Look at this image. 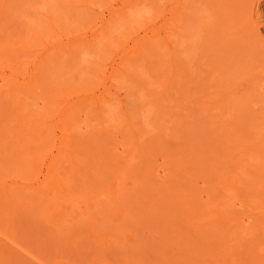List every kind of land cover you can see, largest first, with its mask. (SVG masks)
I'll list each match as a JSON object with an SVG mask.
<instances>
[{"label": "rangeland", "instance_id": "1", "mask_svg": "<svg viewBox=\"0 0 264 264\" xmlns=\"http://www.w3.org/2000/svg\"><path fill=\"white\" fill-rule=\"evenodd\" d=\"M11 85L33 119L16 107L6 124L23 140L44 136L25 142L41 149L35 176L59 141L78 150L81 130L83 209L119 187L117 211H128L118 222L97 203L102 222L83 217L75 230L83 248L59 231L61 242L42 253L51 262L144 264L152 257L144 243L176 239L177 252L163 253L170 264H264V0H0V111L12 108ZM199 223L213 234L189 242ZM26 236L18 244L31 250ZM6 241L18 263L41 264Z\"/></svg>", "mask_w": 264, "mask_h": 264}, {"label": "bare ground", "instance_id": "2", "mask_svg": "<svg viewBox=\"0 0 264 264\" xmlns=\"http://www.w3.org/2000/svg\"><path fill=\"white\" fill-rule=\"evenodd\" d=\"M5 11H7V10L5 9ZM130 11H134V10L130 9ZM48 64H49V62H48ZM38 65H39V62H38ZM39 66H37V67H39ZM41 66L42 67L44 66V67L39 68V69L42 68L41 70H38V71H40V75L43 74V72H45V70L47 68L46 65L41 64ZM45 66H46V68H45ZM43 69H45V70H43ZM121 69H123V68H121ZM24 84H26V83H24ZM28 84H30V82ZM2 86H3V83H2ZM11 86L12 87L7 86V88H5L6 89L5 91H6V94L8 92H10L9 96H11L10 98L12 101L9 99L7 104H9L11 102L12 108L11 109L4 108V110L0 111V141H2V142H0V264H25V263H22L23 261H20L18 263L17 261H19V260H16L17 257H15V254H13V250L10 249L11 250L10 251L9 249H6L4 247V244L7 242L6 240H12V242L16 244L17 248L19 245V248L21 247L22 249H25L28 253H30V255H33V257L37 258L38 263L40 261L41 264H68L70 262L68 260L62 258L63 255H61L60 258L56 257L57 260L54 262H51L50 260L54 259L55 255H52V258L49 259L46 256H44L42 253L46 254L51 249L50 247H52L51 243L55 242V240H56V242L57 241L61 242L62 237L66 240L67 244L70 246H75V245L82 246L81 244L83 243V234H82L83 232L82 233L81 232L75 233V230L78 228L81 229V227H83V217H85L84 219H87L86 221L96 220L98 222H102V219H104V218H101V215L99 216L97 214V212L99 211L98 213H101V210L104 209L105 212H108V213L111 210H113L118 222H119V220L125 219V216H126L125 213L128 212L127 209H125L123 207L121 211H117V208H118L117 205L122 201L121 198H118V193H121V192L118 190L119 187H118L117 181L115 182V179H117L118 175H114V177H113L114 182H115L114 186L116 188L118 187L117 192L115 191L112 194L108 193L107 195H105L102 198L101 203H99L101 198H99L100 200L97 202V203H99V207L101 208V206H102L103 209H99L96 201L94 202V200H92L93 197L90 198L92 200L91 203H87V201L85 202L86 206L83 209V190L85 191V189H83V175H84V173H83V133L80 130V132H79L80 140L78 142L79 148L77 147L78 145L76 146L78 148V150L76 148H75V150H73L72 149L73 147L70 148L72 146V144L70 147H68V148H70V150H69L68 148L65 147L66 144L62 145L61 141H59L60 144L57 146L58 153L56 155H53L52 158L46 163L45 172L42 175L43 177L41 179H38L37 178L38 173L36 176H35V174H36V171L39 170V169L37 170L36 167L39 168L37 164L39 161L40 152L38 150H41V149H39L40 147H37L36 143H34V144H31L32 142L28 143V144H26V143L29 140L33 139V141L39 140V142H37V143L41 144L44 136H41L40 133H37V137L34 136L35 134H33V137L26 135L28 137H26V139L23 140L21 138V135H20V138L17 137V135H16L17 131L16 132L13 131L12 128H14V126H12L10 128L9 127L10 125L6 124V120H8L7 118L9 117V116L6 117V114H8V113L10 114V112H9L10 110H13V109L17 110V108H19V109H21V113H25V112H27L26 109L28 110L27 106L30 104L29 103L27 105V102H29V100L26 103H22L20 101H18L19 103L18 102L16 103L15 101H17V97L18 98L21 97V99H22V96L19 97L18 94H21V92H24V90L22 89V91L17 94L18 96H16V95H14V93H17L16 90L19 91L20 86H22V85L20 84L18 86L19 89H16L17 85L16 86L11 85ZM3 88H1V89H3ZM0 92H2V91H0ZM0 95H3V94H0ZM5 96L7 98V95H5ZM0 98H1V96H0ZM2 100L0 99V101H2ZM0 104H2V103H0ZM30 107H31V105H30ZM9 108H10V106H9ZM66 108H68V107H66ZM29 110L31 111V108ZM35 110L37 111L38 109H35ZM62 110H64V109H62ZM16 112L17 111H15V113ZM18 112H20V111H18ZM32 112H29V113H32ZM64 112L65 111H63L62 113H64ZM38 114H39V112L37 113V115ZM40 114H41L40 116H42V113H40ZM4 115L6 118L3 117ZM10 115L12 116V114H10ZM18 115H23V116L25 115V117L27 116L26 120H25V118H22V117H21V119L28 122L27 120L30 117V114H29V117H28V114L26 115V113L25 114H18ZM40 116L38 117L39 121H40ZM31 119H33V118H30L29 122H31V124H32ZM35 119H37V118H35ZM42 119L44 120V118H41V120ZM10 120H12V122H13L14 118H12ZM48 121H50V120H48ZM15 123H16V121H15ZM19 123H21V122H19ZM33 123H35V121H33ZM110 123L112 124V123H114V121L110 122ZM22 124H24V122ZM31 124H29V126L26 125L27 127L25 125L24 126L28 129V127H32ZM108 124H109V120H108ZM111 124H109V125H111ZM11 125H12V123H11ZM42 125L43 124H41V127H43ZM66 125L64 128L62 126V128H63L62 133L63 134H64V132L67 133V131L69 132V130H70L69 125H67L68 127ZM104 125H106V124H104ZM22 127H23V125H22ZM103 127H106V126H103ZM20 131H22V130L20 129ZM24 131H26V130H24ZM28 132L29 131L27 130V133ZM33 132H34V130H33ZM33 132H31V133H33ZM43 132H44V130H43ZM31 133H30V135H32ZM69 135L71 136V133H69ZM14 137H15V139H13ZM40 139H42V141ZM46 140H48V139H46ZM76 143H73V144L76 145ZM46 155H48V154H46ZM41 156H42V154H41ZM44 160L46 161L45 158H44ZM60 162H61V164H60ZM119 165H120L119 167H121L120 163H119ZM4 166L5 167L7 166L6 168L11 172V175L13 176V178L11 176L12 179H10L8 177L9 174L7 175L6 172H5L6 173L5 176H2L3 169L5 168ZM59 166H60V168H62L64 170L59 171L58 170ZM123 166H124V164H123ZM113 167H115V166H113ZM40 169H41V167H40ZM88 170H90V172H92L93 174H96L95 170H92L91 166H88ZM41 171H43V169H41ZM40 174H42V173H40ZM125 184H129V181H126ZM119 197H121V196L119 195ZM87 198H85V199H87ZM223 210L224 209H222L221 211H223ZM224 215H226V214H224ZM38 216H42V220L41 219L38 220L37 219ZM48 224H50V226L46 227V225H48ZM203 224L204 223L192 225L189 228L192 231H189L188 229H183L180 227L177 230L179 232V234L174 232L172 235H168V236H170L172 238L171 240L174 241L173 238L178 237L175 234L180 235V236L181 235L185 236L184 234L187 235L188 231H189L190 234L191 233L193 234L192 237H189V239L191 238L189 242L194 241V243H195L198 240H200L203 243L204 242L206 243L208 240V237H209L208 235L213 234V227H211V229H210L209 226H205ZM165 225L167 226V224H165ZM232 225L234 226L235 223L232 222ZM237 225L238 224H236V227H237ZM163 226H164V224H163ZM177 227H179V226H177ZM230 227H232V226H230ZM52 228H53V231L55 233H57L58 235H60L59 231L70 230V232H71L70 234H72L73 236L74 235H76V236H74V237L72 236L73 239L71 240L68 235L62 234V237L60 235V236H55L56 239H50V237H46L47 236L46 234L49 232L48 230H52ZM159 228L160 229L162 228V230H163V227L160 226ZM165 229H166V227H165ZM41 230H45V232H47V233H43V232H41ZM166 230H163V231H165V233H167ZM227 231L229 232V230H227ZM233 231H235V229L232 228L231 232H233ZM21 232L25 233L28 236V237L27 236L26 237L28 238L29 241H26V244H27V246H30V244H31V246H33V248L31 250L26 246L24 247V244L23 243L21 244V241H20V244H18L19 240L17 239V234H20ZM155 233H156V235H158L160 233V231H158V233L156 231ZM214 233H215V229H214ZM161 235H163V234H161ZM173 235H174V237H173ZM15 237L18 240V242L15 239ZM149 237L155 238V236L153 237V235H151V233H150ZM163 237L166 239V236L163 235ZM163 237H161V238H163ZM186 237L188 238V236H185V238ZM161 238H159V239L162 241L164 238L163 239H161ZM155 239L157 240L158 238H155ZM182 239H183V237H182ZM151 240L153 241L154 239H151ZM156 240L154 241L155 243H156ZM171 240H168V242L169 241L171 242ZM177 240L179 241V239H177ZM181 241H179V243ZM168 242H167V244H168ZM174 242L175 243L172 245L169 243V246L166 245V242L165 243L163 242L161 244V242H158V241H157L158 244L156 243V245L151 244V241H148V243H146V244L144 243L143 244V246H145L144 248L147 247V250L150 249L148 251L146 250L148 252V254H150L149 257L152 256L150 260L149 259L145 260L146 264L148 263L147 261L151 262V261H153V259L155 260V259H159V258H161V261H163L165 264L166 263L170 264V262H166L167 260L165 258H163L166 255V254H163L164 249L170 248L171 252H173V251L175 252L176 250H178L180 248V244L181 245L183 244L182 242L180 244H178V242L176 243V239ZM62 244L64 245L65 243L62 242ZM147 244H149V246ZM175 244L179 245V247L175 246ZM160 245H161V247H160ZM170 245L172 247H170ZM173 245L176 249L175 248L173 249ZM150 246L153 248H151ZM154 246L156 247V250L159 249V247H160V249L162 251V252H160L161 253L160 255H159V253H157L159 250L156 251ZM162 247H164V248H162ZM39 248H42V251L38 252ZM82 248H83V246H82ZM171 248L173 249V251ZM219 248H220V245H219ZM155 251H156V253H155ZM152 253L154 254V256ZM146 256H148V255H146ZM142 257L143 256L141 255V258ZM159 261H160V259H159ZM145 262H143V263L145 264ZM138 264H139V262H138Z\"/></svg>", "mask_w": 264, "mask_h": 264}]
</instances>
